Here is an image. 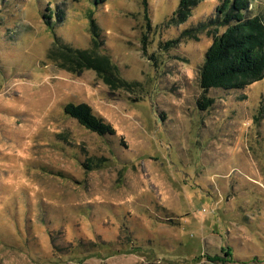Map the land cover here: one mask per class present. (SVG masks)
<instances>
[{
	"label": "rangeland",
	"instance_id": "374dc122",
	"mask_svg": "<svg viewBox=\"0 0 264 264\" xmlns=\"http://www.w3.org/2000/svg\"><path fill=\"white\" fill-rule=\"evenodd\" d=\"M178 2L0 0V264H264V78L212 88L199 108L224 28L180 34L222 0L181 23ZM248 9L264 19V0ZM49 11L78 49L94 47V17L115 84L48 58ZM66 103L114 132L88 130Z\"/></svg>",
	"mask_w": 264,
	"mask_h": 264
},
{
	"label": "trees",
	"instance_id": "16d2710c",
	"mask_svg": "<svg viewBox=\"0 0 264 264\" xmlns=\"http://www.w3.org/2000/svg\"><path fill=\"white\" fill-rule=\"evenodd\" d=\"M198 2L199 0H179L175 10L177 16L175 21L184 22L188 12ZM249 4L250 0H222L215 8L213 16L199 21L180 34L195 36L211 27L224 28L213 37L204 53L199 71V86L202 90L197 100L199 108L207 109L211 105L206 93L212 88L239 90L264 78V19L259 15H250ZM42 17L51 29L59 25L50 23L51 11L42 14ZM56 18L62 20L60 15H56ZM89 26L93 35V48H75L56 36L53 29L55 37L48 51V58L57 67L71 73L93 69L99 76L115 84L118 79L114 80L108 76H114L117 69L109 56L102 52L101 28L92 16L89 17ZM178 41L179 38L171 44ZM261 109L264 110V107ZM63 111L92 132L102 135L114 132L113 127L96 116L86 103H66Z\"/></svg>",
	"mask_w": 264,
	"mask_h": 264
}]
</instances>
